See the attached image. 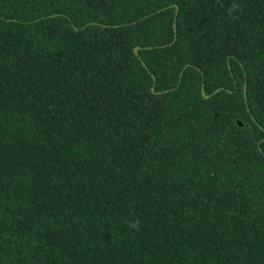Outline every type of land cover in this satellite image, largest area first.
Here are the masks:
<instances>
[{"label": "trees", "instance_id": "trees-1", "mask_svg": "<svg viewBox=\"0 0 264 264\" xmlns=\"http://www.w3.org/2000/svg\"><path fill=\"white\" fill-rule=\"evenodd\" d=\"M0 264H264V0H0Z\"/></svg>", "mask_w": 264, "mask_h": 264}, {"label": "water", "instance_id": "water-1", "mask_svg": "<svg viewBox=\"0 0 264 264\" xmlns=\"http://www.w3.org/2000/svg\"><path fill=\"white\" fill-rule=\"evenodd\" d=\"M176 19H175V22H174V27H175V29H176ZM138 50H139V47H136L135 48V51H136V53H138ZM153 90H154V87L152 88ZM220 89H217L216 90V92L217 91H219ZM202 93H203V95L205 96V97H209L210 95H208V94H206V91H205V89H204V87H203V89H202ZM245 97L247 98V92H246V87H245ZM239 124H243L241 121H239Z\"/></svg>", "mask_w": 264, "mask_h": 264}]
</instances>
